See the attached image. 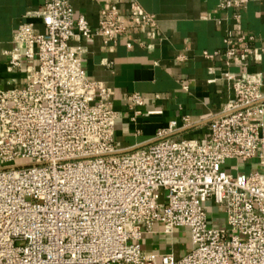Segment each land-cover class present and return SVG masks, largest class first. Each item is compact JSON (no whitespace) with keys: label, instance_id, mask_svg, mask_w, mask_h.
<instances>
[{"label":"built area","instance_id":"1","mask_svg":"<svg viewBox=\"0 0 264 264\" xmlns=\"http://www.w3.org/2000/svg\"><path fill=\"white\" fill-rule=\"evenodd\" d=\"M71 1L44 0L31 14L45 31L19 26L13 41L21 48L8 53L11 69L22 57L30 73L25 87L0 91V264H264L260 78L224 72L234 100L210 123L205 142L164 139L111 156L118 118L111 90L88 79L82 48L71 42L99 36L114 43L130 25L154 27L155 17L136 0L124 17L105 3L91 29L74 18ZM246 1L220 0L219 7ZM222 42L203 58L229 68L264 55V37L240 33ZM129 103L136 115L144 99L133 93ZM253 158L259 171L222 168ZM207 202L224 215L223 227L209 225ZM154 224L169 235L186 229L189 251L180 259L146 254L142 235Z\"/></svg>","mask_w":264,"mask_h":264},{"label":"crops","instance_id":"2","mask_svg":"<svg viewBox=\"0 0 264 264\" xmlns=\"http://www.w3.org/2000/svg\"><path fill=\"white\" fill-rule=\"evenodd\" d=\"M136 1L155 17L154 27L130 25L127 35L114 43L103 44L99 36L71 42L82 48L81 66L88 79L111 90L112 107L118 113L114 148L143 149L164 139L205 142L210 123L234 100L224 72L257 75L264 90V55L250 58L241 67L226 68L217 59L203 58L202 53L223 49L224 38L240 33L263 38L264 0H247L240 8H221L220 0ZM105 3L117 5L120 15L126 16L129 0H72L74 18L84 17L95 29ZM43 4L44 0H0V91L23 88L29 82L30 66L25 59L21 57L19 66L11 69L8 53L21 48L13 41L19 26L31 24L36 33L45 31L41 20L31 14ZM133 93L144 99L136 115L129 107ZM161 131L167 133L159 137ZM222 168L231 175L260 170L257 158L229 160ZM205 206L209 225L223 227V214L212 202ZM140 244L146 254L156 257L172 253L180 259L190 249L186 229H174L169 235L159 224L142 235Z\"/></svg>","mask_w":264,"mask_h":264},{"label":"water","instance_id":"3","mask_svg":"<svg viewBox=\"0 0 264 264\" xmlns=\"http://www.w3.org/2000/svg\"><path fill=\"white\" fill-rule=\"evenodd\" d=\"M158 141H160V140H158ZM155 142H153V143H155ZM148 145H150V144H148ZM142 147H145V146H142ZM139 149H141V148L138 147V148L131 149V150H128V151H117V152L113 153L111 156H120V155L130 154V153H133V152H135V151H137Z\"/></svg>","mask_w":264,"mask_h":264},{"label":"rangeland","instance_id":"4","mask_svg":"<svg viewBox=\"0 0 264 264\" xmlns=\"http://www.w3.org/2000/svg\"><path fill=\"white\" fill-rule=\"evenodd\" d=\"M223 217H224V215H222ZM224 219H225V217H224Z\"/></svg>","mask_w":264,"mask_h":264}]
</instances>
